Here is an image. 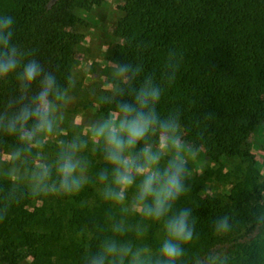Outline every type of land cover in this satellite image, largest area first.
<instances>
[{"label":"trees","instance_id":"obj_1","mask_svg":"<svg viewBox=\"0 0 264 264\" xmlns=\"http://www.w3.org/2000/svg\"><path fill=\"white\" fill-rule=\"evenodd\" d=\"M107 1L0 0V24L13 21L0 28V36L8 38L7 46L0 42V54L15 48L19 62L0 77V155L35 149L34 136L43 128L35 118L18 123L16 117L35 107L44 75L55 80L50 101L71 90L82 38L77 11ZM120 1L114 31L120 42L110 58L129 71L100 112L124 118L119 108L124 103L153 111V134L181 129L185 141L211 161L240 159L237 180L218 196L184 188L157 219L144 209L159 197L150 195L141 210L125 212L108 192H96V185L114 182V164L92 160L88 182L71 191L61 188L58 173L57 191L49 198L0 170V264H92L101 256L103 264H133L137 253L147 257L149 251L136 264H264V183L251 149L252 134L264 126V0ZM33 61L43 72L25 89L18 77ZM142 88L159 90V99L143 109L137 103ZM183 166L186 174L188 165ZM185 210L193 235L186 243L172 241L182 255L169 262L161 253L171 239L166 225ZM224 217L229 230L217 232ZM110 244L130 251L107 255Z\"/></svg>","mask_w":264,"mask_h":264},{"label":"rangeland","instance_id":"obj_2","mask_svg":"<svg viewBox=\"0 0 264 264\" xmlns=\"http://www.w3.org/2000/svg\"><path fill=\"white\" fill-rule=\"evenodd\" d=\"M120 6V0H109L88 11H77L83 20L79 28L82 38L78 47V63L73 70L71 90L50 101L51 130L45 127L35 135V149L28 150V153L0 155L2 174L13 176L19 184L46 194L47 198L57 191L56 178L63 157L72 156L77 164L73 175L82 184L87 183L91 176L87 168L89 162L94 160L106 166L112 164L107 159V130H118L124 118L115 113L107 116L100 112V107L103 100L127 80L110 58L111 50L120 42L114 33L122 15ZM100 126H105L104 135L96 134ZM146 149L159 159L148 164L144 155ZM251 149L264 183V126L252 134ZM123 155L129 159L136 158L137 163L145 168L143 173L133 172V183L124 189L122 200L113 199V205L125 212L139 211L146 205L148 197L144 201L138 199L141 184L152 172L163 174L170 162L188 165L189 169L182 176L184 188H199L202 195L217 196L229 193L237 180L238 171H234L236 163L240 162V159L211 161L203 149H195L185 141L181 129L172 135H155L148 131L135 146L126 147ZM45 168L47 175L42 177ZM53 171L56 173L53 174ZM103 185L95 186L99 195L121 190L115 182ZM154 187L157 193L152 196L165 197L162 183ZM138 254L136 262L150 257L152 252H147V257Z\"/></svg>","mask_w":264,"mask_h":264},{"label":"clouds","instance_id":"obj_3","mask_svg":"<svg viewBox=\"0 0 264 264\" xmlns=\"http://www.w3.org/2000/svg\"><path fill=\"white\" fill-rule=\"evenodd\" d=\"M13 23L11 18L3 21L0 24V28H9ZM11 33H9V36ZM0 42L5 46L8 44V38L0 36ZM17 53L15 48L11 49L7 54H0V77L6 76L16 70L18 66ZM129 71L127 66H120L118 72L121 75L126 74ZM43 69L36 62H30L23 68V72L18 79L22 82L21 86L27 88L38 77H41ZM41 90L34 97L35 107L32 109H24L17 117L16 122L24 123L30 118H35L37 121V128H45L51 130V122L49 115L51 111V102L49 100V94L52 92L55 80L49 75H44L40 81ZM159 99V90L144 89L142 88L137 95V103L140 108L143 109L148 106L149 102H155ZM120 111L124 113V119L119 123V129L107 130V143L109 148L107 150V159L114 165L115 170V184L120 187V191H109L107 196L114 200H122L124 196V189L133 183V172L143 173L145 168L137 163L136 158H126L123 152L126 147H132L142 140L148 133L150 127L157 123V119L153 111L144 112L137 110L132 105L124 103L119 105ZM161 127L167 130L170 125L168 123H162ZM15 129V123L10 125V130ZM105 126H100L97 129V135L105 134ZM121 133L124 135L122 136ZM126 136V139H125ZM148 164L156 162L159 157L154 156L146 149L144 152ZM77 164L73 161L71 155L63 157L62 163L59 166V173L61 175V188L65 191H71L74 188L79 187V181L74 177ZM184 166L181 162H170L167 170L161 174L159 171L152 172L147 175L146 179L140 186L138 199L144 201L150 195H156L157 188L154 185L162 183V191L165 199L161 200L157 198L154 202V206L144 209L145 213L149 216L159 219L168 211V201L174 200L183 191L184 185L182 182ZM47 175V168L44 169L42 177ZM189 212L187 210L181 212L178 216L168 221L166 228L168 235L171 239L166 240L161 248V253L165 256L169 262L174 261L177 257L182 255V249L178 244L172 241L188 242L192 238V230L188 226ZM217 232H227L229 230L228 218L224 217L219 220L216 225ZM130 249L120 248L118 249L115 244H110L105 249L107 255H127ZM139 255L138 253L136 254ZM92 264H103V256L94 259ZM122 264V260H121ZM133 264H136L135 260Z\"/></svg>","mask_w":264,"mask_h":264}]
</instances>
